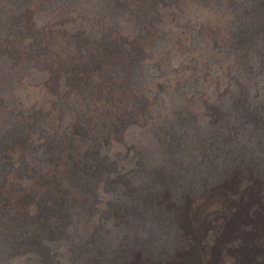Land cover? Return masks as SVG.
<instances>
[{"label":"bare ground","instance_id":"6f19581e","mask_svg":"<svg viewBox=\"0 0 264 264\" xmlns=\"http://www.w3.org/2000/svg\"><path fill=\"white\" fill-rule=\"evenodd\" d=\"M174 1L0 0L2 264H173L183 248L198 257L183 264H235L233 251L264 241V184L250 178L264 180V91L248 93L256 81L264 90V68L248 79L254 61L264 64V35L226 27L246 41L220 47L237 56L247 94L205 108L195 94L203 79L173 76V65L180 74L197 60L200 35ZM27 68L39 79L24 76V94H10L7 74ZM176 83L193 96L184 107L165 93ZM127 171L130 182L112 191L111 177ZM189 187L201 190L183 196ZM237 211L251 219L234 228Z\"/></svg>","mask_w":264,"mask_h":264},{"label":"rangeland","instance_id":"374dc122","mask_svg":"<svg viewBox=\"0 0 264 264\" xmlns=\"http://www.w3.org/2000/svg\"><path fill=\"white\" fill-rule=\"evenodd\" d=\"M237 1L238 0H224L225 5L227 6V10L223 9L221 11H218V9H216L217 2L214 0H175L174 1V2H176L175 14L179 18L185 20L187 23L190 22V23L197 24L200 35L198 36V40H197L198 42L196 41V43L198 44V45L196 44L197 45V51H196L197 60L189 63L190 65H187V67H184L182 70L183 73L181 72L182 74L181 73L179 74L178 73L179 72L178 67L173 65L172 69L175 71V74H173V76L179 77L181 79H184V77L186 79L189 76L190 77L197 76L195 81H198L199 79L202 78L203 79V87L199 91L200 93L198 92L195 94H200V101L205 108H206V106H210L211 104L215 103V101H217V99H218L217 98L218 95H221V94H247L246 90L245 91H242V90L239 91V89H238V88H243L244 86H247L244 79L248 78V77L242 75L243 74L242 68L240 66H238L240 64L236 60V58H234L237 56H232L231 54L226 55V54H228L227 49L222 48L220 46L222 44L228 43V40H230L231 38L233 40V43H235V42L240 43L241 42L240 44L243 45V42H246L244 39H243V41L242 40L237 41L233 34L230 35V32L226 30V27H228V25L231 28H232V26L234 28L236 23L237 24L240 23V28H238L239 30H242L244 32L248 31L249 33H252L251 35H253V36H261V34L264 35V0H249L250 4H247V6H245L246 2L241 1V0L238 2ZM239 6L245 7V11L242 10L241 17H239L238 14H236V13H239V10H238ZM207 8H209L210 10ZM247 14H250V15H248V16H250L249 18L247 16ZM245 20H247V22ZM42 22L43 21L41 20L39 23L41 24ZM230 36H232V37H230ZM124 51H130V50L124 49ZM232 58L235 59V62H232V60H233ZM259 62H260L259 60L254 61V64L250 69L248 67L243 68L245 71L248 69L251 70L252 76L251 77L249 76L248 79H252V78L254 79V77H256V72H258L259 69L262 70V68H264V64L259 63ZM31 69L32 68H27V69H25V71L23 73L14 71L15 73L7 74L8 82L10 85V86H8V90L11 92L10 94H21V93L24 94L23 90H25V88H23V85L21 82V79L25 80L24 76H28L32 80L39 79V76L37 75V73ZM15 79H17V80H15ZM138 80L139 81H136L133 79V81H135L136 83L138 82L140 84L141 82H140L139 77H138ZM184 82L179 83V87H180V85H183ZM241 84H243L244 86H241ZM260 86L262 88L263 83H260ZM177 87H178V83L174 84L171 87L172 92H169L166 90L165 93L166 94L167 93L172 94L171 96H173V97L179 96V98L181 100H183L181 102L180 106L184 107V106H186V103H187V97L191 99V98H193V96L191 94H189L188 92H186L185 89L181 90L182 87L181 88H179V87L177 88ZM254 87L256 88V90H254L255 93H252L249 91L248 92L249 94H260V91H264V90H260L259 81H256V85ZM248 88H250V87H248ZM158 95L160 96L159 100L164 101V103L165 102L167 103V102H170L173 100L171 96H169V95L166 96V95H164V93L158 94ZM210 95H211V97H210ZM201 96H203V97H201ZM255 100L258 101L257 98H255ZM184 101H185V103H184ZM219 107H220V105H219ZM199 108H201V106H198V108H196V110H198V112L200 113ZM182 111L186 112V110H183V109H182ZM188 111L192 113V110L187 109V112ZM258 112L260 115L264 114V105H263L262 109ZM263 119H264V115H263ZM259 120L260 121L262 120L261 116H260ZM124 130H125L124 131V139H125L124 141L129 143L135 134V132H134L135 130L131 126H129L128 128L126 127ZM126 136H127V138H126ZM130 150H132V149H129L126 151L129 152ZM137 154H139L142 158L145 156V153H138L137 152ZM134 165H132V166H134ZM157 171H158L157 167L156 168L154 167L151 169L143 168V170L141 169V174L144 176H150L152 174L154 175V173ZM248 171L250 173V170H248ZM117 174H115V175H117ZM128 174L130 175V178H129ZM134 174L135 173L133 171H131V172L127 171L126 174H124V177H121V178H120V176H118L116 178L111 177L112 180L111 179L109 180V184L113 187V188L110 187L111 190L115 191L117 187H119L120 189L123 190V184L124 183L128 184V182H130V180L134 176ZM251 174L252 175L250 176V178L253 181L255 180L254 179V177H255L257 179V180H255L256 182H259L261 185L264 184V180L260 181L255 174H253L252 172H251ZM151 178H153V177H151ZM148 179L137 180L138 184H136V185L139 187H142V184L144 182L148 181ZM234 179H235L234 180L235 183L233 181V188H236V187L238 188V184L240 183L241 180H239L237 176H235ZM230 185H232V181H231ZM169 187L170 186H165V189L168 191V193L166 194V197L169 194L170 200L172 202L170 204H177L176 203L177 200L173 196L174 188H172V187L169 188ZM203 187H206V190L209 187L215 188V186H210L209 184L204 185ZM188 190L190 191L189 192L190 194L188 193ZM188 190L186 191L187 193H185L183 196H185V195L197 196L201 189L198 191H195L194 187H189ZM248 190H250V189H248ZM215 191L211 192V196L216 195L217 192H215ZM221 194L223 195L224 193H221ZM156 197H157V195L154 197V199ZM225 197H227V196H225V195L223 196V198H224L223 201H225V199H226ZM227 198L229 199V197H227ZM188 200H190V199H188ZM230 200H231V198H230ZM242 201H243V198L241 199L239 204H241ZM159 203H161V205H164V201L159 202ZM183 203H182V206L185 204V203L184 204ZM151 205H152V203H151ZM178 205H176V206H178ZM181 208L182 207L179 208L178 213H180V212L186 213V210L182 209V210H184V211H182ZM158 210H160V207L158 208ZM238 215H240V214L237 211V216L233 217V218L238 219V220L237 219L233 220L234 223L232 224V226H234V228L240 223V221H242L241 220L242 217H246L248 219H251L250 215L245 214L244 212H242V214L240 216H238ZM181 216H183V215L181 214ZM188 219H189V217L187 218V224L186 225H188ZM231 229H233V228L231 227ZM62 241H63V237L57 239L58 243H61ZM190 251H187L188 252L187 253L186 250L184 251V248H183L182 252H184L185 256L183 255V253H181L180 257H179V255H176L175 257H173L174 258L173 264L174 263L183 264V262L187 261L188 258H190V256H192L193 260L196 261V258H198L197 255H195L196 253L195 252L192 253L193 250H190ZM232 254H233V257L235 258V261H236L235 264H264V241L261 242L255 249L245 248V249L241 250V252L233 251ZM2 257L3 256H2V247H1L0 248V264H2V261H5L4 257L3 258ZM174 260H176V261L174 262Z\"/></svg>","mask_w":264,"mask_h":264}]
</instances>
